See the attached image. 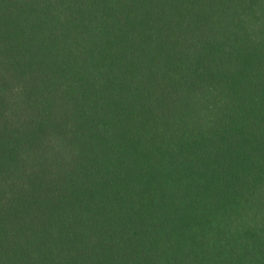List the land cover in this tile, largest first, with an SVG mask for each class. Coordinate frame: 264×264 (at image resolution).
Returning a JSON list of instances; mask_svg holds the SVG:
<instances>
[{
  "label": "trees",
  "instance_id": "trees-1",
  "mask_svg": "<svg viewBox=\"0 0 264 264\" xmlns=\"http://www.w3.org/2000/svg\"><path fill=\"white\" fill-rule=\"evenodd\" d=\"M0 264H264V0H0Z\"/></svg>",
  "mask_w": 264,
  "mask_h": 264
}]
</instances>
